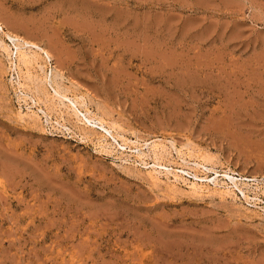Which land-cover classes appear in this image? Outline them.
<instances>
[{
	"label": "rangeland",
	"instance_id": "obj_1",
	"mask_svg": "<svg viewBox=\"0 0 264 264\" xmlns=\"http://www.w3.org/2000/svg\"><path fill=\"white\" fill-rule=\"evenodd\" d=\"M0 22L35 44L0 32V264H264V0H0Z\"/></svg>",
	"mask_w": 264,
	"mask_h": 264
},
{
	"label": "bare ground",
	"instance_id": "obj_2",
	"mask_svg": "<svg viewBox=\"0 0 264 264\" xmlns=\"http://www.w3.org/2000/svg\"><path fill=\"white\" fill-rule=\"evenodd\" d=\"M10 26V25H9ZM7 28H10L11 29V26L10 27H8L7 26ZM13 28V27H12ZM0 32H2V34H4L5 36H7L9 39H11L12 41H14V42H17V44H16V46H17V48H18V50H19V55H20V59H18V60H21V61H27V54H26V52L25 51H23L22 50V47L24 46V45H30L31 46V44L32 45H35L33 42H30V41H28V40H26L24 37H21V36H18V35H15V34H11V33H9V32H7V31H5L4 30V25L0 22ZM29 35V34H28ZM16 48V49H17ZM5 49V48H4ZM44 53H46V55L48 56L47 58H51V53H49V50L47 51H45ZM55 53V52H54ZM56 55V54H55ZM33 56V55H32ZM36 56V55H35ZM18 57V56H17ZM29 58H30V56H28ZM52 58H53V55H52ZM32 61V60H31ZM33 63V62H32ZM23 64V63H22ZM31 64V63H30ZM61 96V95H60ZM63 98V97H62ZM67 99H69V98H67ZM80 100V99H79ZM82 100V99H81ZM80 100V101H81ZM82 103H84V102H82L81 101V104ZM71 104L72 105H74L72 102H71ZM71 105V106H72ZM73 108H74V106H73ZM89 111V110H88ZM74 112H76V111H74ZM86 112V111H85ZM79 113V112H78ZM82 114V113H81ZM80 113H79V116L81 115ZM92 114V113H91ZM75 115V114H74ZM76 115H77V113H76ZM78 116V117H79ZM84 116V115H83ZM82 116V117H83ZM81 116H80V118H82ZM97 118H98V116H97ZM97 118H95V116L93 115L92 116V118H87L90 122L92 121V120H97ZM82 120V119H81ZM86 120V119H85ZM84 120V121H85ZM99 120V122L98 123H100V126H101V128L102 129H104V130H106V132L108 133L109 132V129L108 128H106V121L104 122L102 119H98ZM87 122V121H86ZM95 123V122H94ZM112 127H114V125H112ZM109 128H110V126H109ZM114 128H112V130H113ZM106 133V134H107ZM105 134V133H104ZM116 138V137H115ZM161 144V143H160ZM162 145V144H161ZM173 146V145H172ZM154 150H158V149H160L159 148V145L158 144H154L153 146H151ZM162 148V147H161ZM150 149V148H149ZM152 150V149H151ZM160 151V150H159ZM164 152V151H163ZM154 155H155V153H154ZM182 155V154H181ZM142 156H144V153L142 152V153H138L137 154V157H142ZM158 156V155H157ZM154 157H156V156H154ZM203 157V156H202ZM196 158V157H195ZM158 159V158H157ZM204 160V159H203ZM201 162V161H200ZM202 163V162H201ZM206 163V162H205ZM200 164V163H199ZM204 167V166H203ZM152 170H154V169H152ZM230 170V169H229ZM154 172L156 173V172H158V171H156V169L154 170ZM160 173V172H159ZM154 174V173H153ZM229 176V175H228ZM175 177V176H174ZM176 178L178 179V176L176 175ZM180 179V178H179ZM217 180V179H216ZM249 180V179H248ZM253 180V179H252ZM213 181H214V179H213ZM253 181H255V180H253ZM221 184V183H220ZM217 181L215 182V186L217 187V185H220ZM225 185H226V189H230L228 186H229V184L230 183H224ZM223 184V185H224ZM235 185H237L236 183H234ZM205 185H200V184H198V183H193V185H192V189L195 191V192H197V191H203V187H204ZM205 187H208V188H210L211 187V185L210 184H207ZM220 188V187H219ZM234 188V187H233ZM225 189V190H226ZM220 190V189H219ZM205 191V190H204ZM229 191V190H228ZM223 192V191H222ZM193 193V192H192ZM223 194V193H222ZM225 195V194H224ZM227 195V194H226ZM245 195V194H244Z\"/></svg>",
	"mask_w": 264,
	"mask_h": 264
}]
</instances>
